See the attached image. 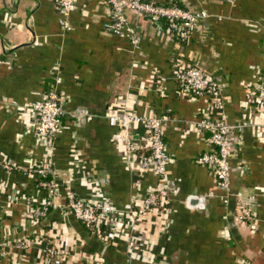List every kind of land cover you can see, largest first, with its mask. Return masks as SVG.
Returning a JSON list of instances; mask_svg holds the SVG:
<instances>
[{"label":"crops","instance_id":"crops-1","mask_svg":"<svg viewBox=\"0 0 264 264\" xmlns=\"http://www.w3.org/2000/svg\"><path fill=\"white\" fill-rule=\"evenodd\" d=\"M155 1L207 17L181 43L125 10L140 40L134 48L124 34L101 30L103 0H75L68 30L61 29L52 0H0V264H38L48 244L56 251L52 264H264V121L246 108L249 89L264 77V0ZM173 56L218 82L219 109L204 95L176 94ZM52 88L64 109L48 159L53 196L29 168L43 160V151L24 110ZM122 106L141 117H163L170 192L164 209L140 216L127 209H136L159 181L152 169L140 171L125 159L112 140ZM207 114L229 128L224 191L196 162L208 138L196 120ZM68 191L109 199L119 219L113 240L89 233L56 206L36 220L29 216L45 199L63 204ZM249 195L255 198L251 219L233 221L237 201Z\"/></svg>","mask_w":264,"mask_h":264},{"label":"built area","instance_id":"built-area-1","mask_svg":"<svg viewBox=\"0 0 264 264\" xmlns=\"http://www.w3.org/2000/svg\"><path fill=\"white\" fill-rule=\"evenodd\" d=\"M59 15V25L62 30H68L67 15L73 8L75 0H52ZM107 8V18L101 24L103 32L124 34L130 45L139 47V37L129 25L125 17V10L132 11L160 27L171 39L187 43L200 18L207 17L203 10H189L175 4L157 2L155 0H103ZM172 78L176 85V94L188 99L204 95L215 108L221 107V87L210 75L203 73L196 66L181 61L173 56L169 61ZM246 108L251 112H259L264 121V77L262 76L249 89ZM29 128L40 141L43 151V160L35 166L33 171L38 175L37 186L55 192V185L49 168V157L53 149L55 136L61 127V117L64 115L62 99L52 88L39 94V97L24 106ZM116 131L112 140L119 147L120 154L129 159L140 171L152 169L158 176L159 186L148 191L135 206L136 209H127L134 215H144L149 209H164L167 203V194L170 189L165 179L166 154L163 148L162 130L163 117L154 114L141 117L133 111L121 107L114 116ZM134 123V124H133ZM196 127L200 132H207V149L199 154L196 162L205 166L213 175L217 187L224 191L229 186L228 158L232 152V143L228 126L215 115H199ZM2 166L8 170L10 165L4 159ZM28 168V169H29ZM63 204H53L50 199L30 211V217H43L49 207L62 208L71 213L77 221L91 234L103 240L114 239L119 225L118 213L112 208L107 197L85 198L68 191ZM254 196L239 198L233 211L232 219L236 222L251 219V207L254 205ZM225 202V199H224ZM158 206V207H157ZM125 210V213L129 212ZM44 256L38 264H52L55 249L52 245L44 247Z\"/></svg>","mask_w":264,"mask_h":264},{"label":"trees","instance_id":"trees-1","mask_svg":"<svg viewBox=\"0 0 264 264\" xmlns=\"http://www.w3.org/2000/svg\"><path fill=\"white\" fill-rule=\"evenodd\" d=\"M170 4V3H169ZM163 26V24L162 23H160V27H162Z\"/></svg>","mask_w":264,"mask_h":264}]
</instances>
